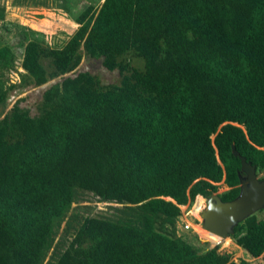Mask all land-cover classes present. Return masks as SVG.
<instances>
[{
  "label": "trees",
  "instance_id": "16d2710c",
  "mask_svg": "<svg viewBox=\"0 0 264 264\" xmlns=\"http://www.w3.org/2000/svg\"><path fill=\"white\" fill-rule=\"evenodd\" d=\"M75 20L63 46L25 29L20 63L0 46V264H256L264 218L235 228L239 261L178 223L219 183L240 194L233 145L264 172V0H91ZM86 55L120 83L76 72ZM58 77L37 114L26 97L5 112ZM87 192L118 205L82 212Z\"/></svg>",
  "mask_w": 264,
  "mask_h": 264
},
{
  "label": "rangeland",
  "instance_id": "374dc122",
  "mask_svg": "<svg viewBox=\"0 0 264 264\" xmlns=\"http://www.w3.org/2000/svg\"><path fill=\"white\" fill-rule=\"evenodd\" d=\"M90 2L91 0H74L70 2L72 9L66 10L59 6L61 0H0V6L6 8V18L4 21H0V46L3 44L14 45L19 56L18 63L21 62L23 51L19 42L25 29L39 32L50 45L63 46L78 27L75 20L76 16ZM19 71H23L20 65L18 71H13L9 75L11 82H19ZM79 71L99 74L106 83L119 84L121 80V74L117 70L110 71L104 67L102 59H94L87 55L84 56L81 64L76 69V72ZM60 79L61 77H58L42 86H30L12 90L5 112L10 110L16 100L26 97V100L21 104L30 108L32 114H37V106L42 100L43 92L52 83ZM259 177H264V172L259 174ZM228 189L229 187L226 184L219 183V190L216 193H223ZM197 200L191 203L189 207L182 208L183 210L186 209V214L190 213L187 217L191 223L195 224L194 227L188 230L184 229L181 220H179L178 234L198 246L200 242L203 244L208 243L209 247L218 246L221 252L232 253L235 261L245 258L246 255L243 249L236 244L234 238H223L202 228V213L206 208L204 207L205 203L199 205ZM117 205L111 202H99L97 197L90 192L84 193L83 199L79 203H74V207L78 206L82 212L93 215L98 214L100 211L111 212V206ZM201 209H203L202 212ZM255 215L258 218H264V210L256 212ZM205 239L208 240L204 241ZM254 262L256 264H264V255L254 260Z\"/></svg>",
  "mask_w": 264,
  "mask_h": 264
},
{
  "label": "water",
  "instance_id": "95a60500",
  "mask_svg": "<svg viewBox=\"0 0 264 264\" xmlns=\"http://www.w3.org/2000/svg\"><path fill=\"white\" fill-rule=\"evenodd\" d=\"M233 153L242 163L240 194L231 201H223L220 193H213L207 199V207L202 213V227L223 238H230L239 223L264 210V179L259 177L257 167L242 156L235 145ZM168 199L173 200L170 197Z\"/></svg>",
  "mask_w": 264,
  "mask_h": 264
},
{
  "label": "built area",
  "instance_id": "2783aa9c",
  "mask_svg": "<svg viewBox=\"0 0 264 264\" xmlns=\"http://www.w3.org/2000/svg\"><path fill=\"white\" fill-rule=\"evenodd\" d=\"M205 200V205H204V207L206 208V204H207V200L206 199H204ZM189 207L190 206V204H187V205H180V207H181V210H182V215H181V217H180V220H181V224L183 225V227H184V229H192L193 227H194V225L195 224H193V223H191L190 221H189V219H188V215L190 214V213H187L186 214V209L185 210H183L182 208L183 207ZM186 207V208H187ZM204 209V208H203ZM203 209H201V212L203 211ZM185 217V218H184ZM201 221V220H200ZM202 222H203V220H202Z\"/></svg>",
  "mask_w": 264,
  "mask_h": 264
},
{
  "label": "bare ground",
  "instance_id": "6f19581e",
  "mask_svg": "<svg viewBox=\"0 0 264 264\" xmlns=\"http://www.w3.org/2000/svg\"><path fill=\"white\" fill-rule=\"evenodd\" d=\"M203 228V227H202ZM209 231V230H208ZM212 233V232H211ZM215 234V233H214ZM217 235V234H216ZM219 236V235H218ZM216 241V239H214ZM217 242V241H216Z\"/></svg>",
  "mask_w": 264,
  "mask_h": 264
}]
</instances>
